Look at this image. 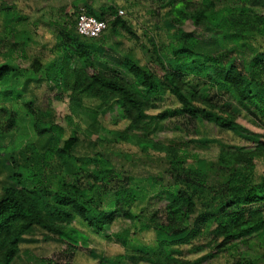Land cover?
Wrapping results in <instances>:
<instances>
[{
    "label": "trees",
    "instance_id": "obj_1",
    "mask_svg": "<svg viewBox=\"0 0 264 264\" xmlns=\"http://www.w3.org/2000/svg\"><path fill=\"white\" fill-rule=\"evenodd\" d=\"M155 1L172 8L163 24L168 31L177 30L179 44L167 46L171 59L165 61L157 41L159 27L149 23L151 31L144 36L152 47L147 52L155 69L130 51L121 66L132 76V83L99 70L95 62L100 48L87 42L88 38L82 39L76 30L67 31L58 25L56 49L73 63L69 89L93 114L92 124L111 117L114 124H125L126 133L151 136L164 131L169 120L188 116L239 141L257 143V151L230 156L227 153L230 145L204 138L203 145L220 151L218 165L212 170V164L187 149L177 145L167 148L165 171L170 178L171 200L147 214L135 211L136 203L142 194L152 193L156 184L164 181L165 174L130 179L128 185L125 179L108 178L110 171L102 175L103 163L111 155L101 152L77 155L84 129L80 125L64 129L56 124L53 115L47 114L38 130L41 136L52 135L39 149L38 161L31 163L30 151L37 152L33 147L14 157L11 183L0 192V264H16L21 245L30 243L28 236L36 231L67 236L60 225L63 221L78 220L94 233L109 229L117 220L116 206L121 199H125L123 217L131 220V225L117 235L125 252L112 258L91 253L95 264H199L200 259L191 262L185 256L200 252L201 258L212 264L261 263V258H252L255 249H264V175L257 176L253 158L264 157L261 141L264 133L249 135L236 120L251 115L264 128V13H261L264 0H202L203 9L195 13L188 10L186 0ZM74 7L80 10L77 5ZM14 10V6L1 8L2 13L8 14L4 29H10L11 34L15 24L24 20L15 16ZM84 10L107 22L103 34L90 40L107 37V31L118 35L126 27L117 6ZM187 21L195 28L208 24L234 48L249 50L251 60L239 69L231 59L233 49L202 57L194 51L198 42L193 32L178 28ZM13 71L24 75L19 67L2 64L0 81H7L5 77L13 76ZM188 77L197 78L202 84L185 95L190 85ZM40 78L42 75L38 81ZM210 93L212 98L216 95L225 101L220 105L207 102ZM167 101L171 105L163 107ZM111 181L119 183V188L113 190L116 184ZM111 197L112 201L103 206ZM163 199L164 193L160 202ZM147 232L153 234L148 244L139 239L140 233Z\"/></svg>",
    "mask_w": 264,
    "mask_h": 264
},
{
    "label": "rangeland",
    "instance_id": "obj_2",
    "mask_svg": "<svg viewBox=\"0 0 264 264\" xmlns=\"http://www.w3.org/2000/svg\"><path fill=\"white\" fill-rule=\"evenodd\" d=\"M4 1V2H3ZM15 0H0V6H14ZM26 7V12L30 14L27 3L32 5L31 14L34 21V29L38 36L40 45H33V52L39 54L38 62L44 65L46 57H51L54 52V63L49 65L46 72H42V79H35V75L27 73L33 63L28 61L27 57H21L16 51L17 44H13L14 37L9 31L0 33V66L8 63L14 67L21 65L22 69H26L24 75H17L14 71L13 76H6L7 81H0V192L4 187L8 186L10 176L14 171V157L18 158L21 152H27L28 147L37 148V152H31V163L38 161L39 149L48 142L47 134L41 136L38 127L44 122L47 114L53 115L56 124L62 128H68L69 125H80L84 130L80 134V144L76 149L77 155H86L92 153L110 154V158H106L102 167V175L110 171L112 180L116 178L125 179L126 184H130V179H148L157 177L162 173L165 174L164 181L156 184L154 191L150 194L144 193L140 196L139 201L134 208L135 211H143L147 214L155 212L163 207L164 203L171 200L168 192L170 178L165 171L166 167V149L177 145L178 147L187 149L191 154L198 155L212 164V170L218 165L219 148H207L202 144V139L213 138L218 139L231 147L227 149V153L231 156L234 153L250 155L257 151V143L250 140H240L229 135L227 132L220 131L212 125L200 124L194 119L184 116L182 118L171 119L166 122L165 130L157 132L153 135L126 133V127L123 123L114 124L111 117L101 120V123L92 124L93 114L87 109L83 101H79L78 97L69 89L72 83L71 60L66 59L56 49V40L59 39L57 33L58 25L63 26L67 31H71L69 26L74 27L81 13L85 10H77L71 6L73 0H19ZM102 5L117 6L118 12L123 11V15L119 16L124 19L126 27L120 30L118 35H113L107 31V37L99 40L86 39L89 43L96 44L100 50L96 55V66L99 70L108 75H117L126 81L132 83L133 78L121 66V62L125 56L132 51L135 55L142 59L144 64L152 65L148 49H152L147 42L144 33H149V23H156L159 27L158 46L160 55L168 61L171 56L167 46L174 43L179 44L176 38V31H168L163 24L164 19L171 11L170 5L156 3L155 0H98ZM188 10L195 13L203 9L202 0H186ZM116 4V5H115ZM264 13V10L261 11ZM13 14V13H12ZM51 16L54 19V29L44 23V16ZM48 18V17H47ZM113 20L114 17H109ZM1 23V21H0ZM60 26V27H61ZM179 29H183L188 33L193 32L194 39L198 42L195 52L205 57L213 55L225 49H233L231 59L239 69H243L252 58V53L247 49L234 48L233 44L223 40L220 35L215 34L208 24L203 23L200 27L195 28L192 22L187 21L180 24ZM17 30V29H16ZM19 30V28H18ZM153 34V33H152ZM30 33L21 35V40H27ZM82 39H85L82 37ZM52 42V43H51ZM50 43L54 45L49 46ZM11 50H16L18 65L14 61L15 55ZM105 51V52H101ZM51 51V52H50ZM18 53V54H17ZM62 69V74L57 75V69ZM155 69V68H154ZM159 71V70H158ZM160 72V71H159ZM30 80L29 82H27ZM62 82L61 86L57 83ZM190 83L185 90V95L190 91L196 90L202 84L197 78L188 77L186 79ZM205 81V80H204ZM202 81V82H204ZM197 85V86H196ZM196 86V87H195ZM210 98L214 104L220 105L224 99L217 97ZM171 102L167 101L163 107L170 106ZM238 126L244 129L249 135L262 136L264 128L256 118L251 115L248 118H237ZM125 134V136H124ZM49 135V136H48ZM264 146V140L262 139ZM227 156V155H226ZM228 157V156H227ZM256 167L257 176L264 175V157L255 156L253 158ZM165 171V172H164ZM113 190L118 187L117 182L111 181ZM121 184V183H120ZM32 188V184H29ZM128 187V186H126ZM221 188V187H220ZM164 193L162 202L161 196ZM113 194V193H112ZM112 197L104 201L107 205L112 201ZM116 209L117 220L109 229L100 233H94L84 227L80 221L73 222L63 221L62 225L67 236L47 234L44 232H34L28 236L31 240L29 243L21 245V254L16 264H95L96 261L90 257L91 253L97 255L104 254L106 257L112 258L119 253L125 252L117 235L123 233L124 229L131 225V220L125 219V199L118 201ZM139 239L143 243H151L153 240L152 233L139 234ZM128 253V252H127ZM245 255V253H244ZM202 252L195 255H186L185 258L191 262L201 260L199 264H212L209 259H202ZM261 258L264 264V249L257 250L253 254V260Z\"/></svg>",
    "mask_w": 264,
    "mask_h": 264
},
{
    "label": "crops",
    "instance_id": "obj_3",
    "mask_svg": "<svg viewBox=\"0 0 264 264\" xmlns=\"http://www.w3.org/2000/svg\"><path fill=\"white\" fill-rule=\"evenodd\" d=\"M87 1H88V4L85 6V3ZM26 5L29 8L30 14L26 12V7H24L23 4L20 3L19 0H15L14 1V7H15L14 14H15V16L20 15L21 17L24 18V20L22 22L18 23V24H15V26H14V34H12L13 37H14L12 43L13 44H17L18 43V46L16 48L19 51H16V50L15 51L20 54V58L21 57H27L28 61H30V63L31 62L33 63L35 61L33 64L34 65L36 64L38 67H34L33 66L30 70L27 69V73H30L31 75L34 74L35 75V79H37L38 78V76H37L38 73L46 72V70L48 69L47 67L54 63V56L56 54L52 50V47L54 45H52L51 44L52 42H51L49 46L50 47L52 46L51 47V50L53 52L52 56L51 57L49 56V57L45 58L44 65H42V63L40 64V62H38V58L40 56H39L38 53L35 54L32 50H33V45H37L38 46V45L42 44V42L38 41V36L36 35V30L33 27L35 24H34V21L31 19L32 16H33V14H31L32 5H31V3L30 4L27 3ZM75 5H77L81 10H84V8L86 7L88 9H92L93 11H98L100 6H104V5L100 4L98 1H94V0H73V2L71 3V6L74 7ZM107 6H109V5L107 4ZM1 8H2V6H0V21H1L0 26L4 29L5 24H6V21H5L6 20V15L8 16V14L7 13L6 14L2 13L3 11H1ZM44 18L46 19V20H44V23H46L47 26L50 25V27H52L51 30L52 29L55 30L54 29V24H55L54 23V19H52L51 16L49 17L47 15L44 16ZM18 28H19V30H18ZM69 29H71V31L72 30H76V25L74 27L69 26ZM0 30H1V28H0ZM6 31L10 32V29H4V32H6ZM4 32L0 31V33H4ZM27 32L30 33V37L27 38V40H23L22 41L21 40V35L25 34ZM1 40H2V38L0 39V41ZM58 40H56V43L58 42ZM70 44H73V43L70 42ZM40 47H41V45H40ZM15 51L11 50L10 53L13 52V55H15V56H13L14 57V61L18 65V60L19 59H17V55L15 54ZM17 67H19L23 72H26V69H22L21 65H18ZM62 73H63L62 69L60 67H58L57 74L61 75Z\"/></svg>",
    "mask_w": 264,
    "mask_h": 264
},
{
    "label": "built area",
    "instance_id": "obj_4",
    "mask_svg": "<svg viewBox=\"0 0 264 264\" xmlns=\"http://www.w3.org/2000/svg\"><path fill=\"white\" fill-rule=\"evenodd\" d=\"M124 13L122 10L119 11V15L122 16ZM107 29V22L97 19L94 16L86 13H81L77 19L76 31L77 33L88 39H97Z\"/></svg>",
    "mask_w": 264,
    "mask_h": 264
}]
</instances>
